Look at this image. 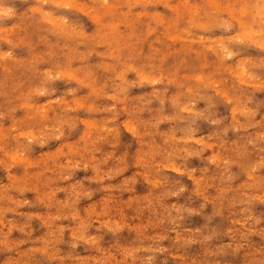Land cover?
I'll return each instance as SVG.
<instances>
[{"label": "clouds", "instance_id": "obj_1", "mask_svg": "<svg viewBox=\"0 0 264 264\" xmlns=\"http://www.w3.org/2000/svg\"><path fill=\"white\" fill-rule=\"evenodd\" d=\"M0 264H264V0H0Z\"/></svg>", "mask_w": 264, "mask_h": 264}]
</instances>
